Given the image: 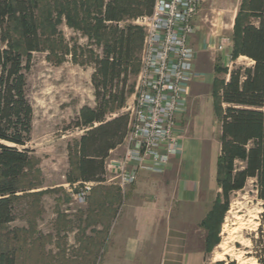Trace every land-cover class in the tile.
<instances>
[{
  "label": "rangeland",
  "instance_id": "rangeland-1",
  "mask_svg": "<svg viewBox=\"0 0 264 264\" xmlns=\"http://www.w3.org/2000/svg\"><path fill=\"white\" fill-rule=\"evenodd\" d=\"M109 1L113 0H31L39 36V49L32 53L30 68L25 73L26 96L33 117L31 141L24 148L31 151V160L22 179L25 191H20L14 202V221L0 227V253L14 250L16 264H106L108 258L101 252L114 243L113 235L119 226L116 224L125 215L128 187L122 191L112 184L96 186L83 205L75 204L65 188L66 176L71 171L72 157L69 159L68 154H73L74 137L78 133L72 128L74 119L81 107H95L92 84L93 79H98L95 62L103 57L105 46L119 40L121 32L124 39L127 32L131 34L132 56L125 75L124 104L120 108L118 101L109 102L107 117L129 114L127 110L136 92L144 39L139 20L147 16V3L117 0V20L103 23V28L98 30L96 19ZM243 3L244 0H204L192 23L189 42L195 47L194 65L200 71L212 72L207 73L205 82L198 83L209 86L196 91L202 96L198 100L203 109L194 116L192 128L188 125L194 111L191 84L201 77L196 69L182 113L183 117L187 115L184 118L188 123L187 134L192 132L205 140L199 205L189 212L194 223L203 218L206 221L213 209L218 210L220 193L215 177L220 121L214 110L217 90L233 66L250 65L247 59L233 60L232 56L224 57L222 63L210 47L215 45L217 35L228 37L232 45L234 25ZM7 27V41L20 46L16 23L11 21ZM123 78L121 75L117 90L123 86ZM112 89V92L116 90L115 81ZM31 184L39 186L28 191ZM262 213L263 203L257 199L253 182L249 181L243 190L231 195L229 210L214 230L216 237H210L215 245L207 250L209 234L202 221L200 227L205 234L190 228L187 247L203 250L204 264H256L246 255L251 246L249 236L259 226ZM151 245L150 250L154 251L155 243Z\"/></svg>",
  "mask_w": 264,
  "mask_h": 264
},
{
  "label": "trees",
  "instance_id": "trees-1",
  "mask_svg": "<svg viewBox=\"0 0 264 264\" xmlns=\"http://www.w3.org/2000/svg\"><path fill=\"white\" fill-rule=\"evenodd\" d=\"M145 1V13L150 15L153 0ZM33 8L31 0H0V227L14 221V202L16 195L25 191L22 179L31 160V151L24 147L31 141L33 117L25 73L32 53L39 49ZM118 8L117 0L109 1L96 19V29L101 30L103 23L115 22ZM11 21L19 30L20 46L7 41L6 29ZM123 37L121 32L119 40L105 46L103 57L95 62L98 79H93L92 84L96 105L81 107L74 119L72 128L83 133L73 142V154H68L72 158L67 183H103L109 153L122 144L127 134L129 115L117 114L108 119L106 109L109 102L118 101L120 108L124 104L125 75L132 50L131 34L127 32ZM232 39L233 60L244 57L250 65L233 66L228 81L217 90L214 110L220 133L215 179L220 196L218 210L213 209L203 223L209 234L207 250L215 245L210 237H216L214 230L229 210L231 195L243 190L249 181L264 207V0H244ZM121 75L123 86L117 90ZM114 81L116 90L112 92ZM37 186L31 184L28 191ZM260 219L249 236L251 246L246 255L256 264H264V213ZM0 264H16L15 251L1 252Z\"/></svg>",
  "mask_w": 264,
  "mask_h": 264
},
{
  "label": "built area",
  "instance_id": "built-area-1",
  "mask_svg": "<svg viewBox=\"0 0 264 264\" xmlns=\"http://www.w3.org/2000/svg\"><path fill=\"white\" fill-rule=\"evenodd\" d=\"M204 0H153L150 15L139 20L144 39L135 96L129 111L122 156L105 162L103 183H67L77 205L85 204L92 190L112 184L120 190L133 185L140 171L163 173L178 155L177 117L184 113L189 86L196 78L195 49L189 39L193 19ZM214 49L230 58L228 37L215 36ZM250 63V62H249Z\"/></svg>",
  "mask_w": 264,
  "mask_h": 264
},
{
  "label": "crops",
  "instance_id": "crops-1",
  "mask_svg": "<svg viewBox=\"0 0 264 264\" xmlns=\"http://www.w3.org/2000/svg\"><path fill=\"white\" fill-rule=\"evenodd\" d=\"M193 48L195 47L193 46ZM217 55L224 63L226 56L222 53H217ZM195 69L201 77L191 84L190 94L193 99L192 110H194L191 115L192 120L188 124L184 119L187 115L183 117L184 114H181L177 117L178 155L171 160L163 173L140 171L136 182L128 187L129 203L124 217H121L116 224L119 226L116 227L117 230L113 235L114 243L101 252L108 258L105 261L106 264L205 263L203 250H192L187 247L190 228L193 227L195 233L203 232L205 234L200 227L204 218L194 223V217L189 213L197 209L199 205L205 140L192 132L187 134L186 126L188 124L192 128L195 124L194 118L199 112H202L203 105L201 100H198L202 96L196 91L209 86L206 87L204 84L198 83L205 82L207 73L211 75L212 72L200 71L197 65ZM229 73L230 70H228L225 82L228 81ZM115 116L112 115L110 118ZM182 121L183 125H181ZM74 130L78 132L75 133V141L83 131ZM181 130L182 135L180 134ZM122 153V147H117L109 153L107 161L118 159L117 157ZM96 231H100L99 228ZM151 243H155L154 251L150 250ZM119 258H123V260H119Z\"/></svg>",
  "mask_w": 264,
  "mask_h": 264
}]
</instances>
